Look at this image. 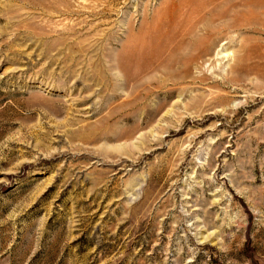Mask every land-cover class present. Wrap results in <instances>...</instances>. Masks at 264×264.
Returning a JSON list of instances; mask_svg holds the SVG:
<instances>
[{
    "label": "rangeland",
    "instance_id": "1",
    "mask_svg": "<svg viewBox=\"0 0 264 264\" xmlns=\"http://www.w3.org/2000/svg\"><path fill=\"white\" fill-rule=\"evenodd\" d=\"M203 1L0 0V264H264V0Z\"/></svg>",
    "mask_w": 264,
    "mask_h": 264
},
{
    "label": "bare ground",
    "instance_id": "2",
    "mask_svg": "<svg viewBox=\"0 0 264 264\" xmlns=\"http://www.w3.org/2000/svg\"><path fill=\"white\" fill-rule=\"evenodd\" d=\"M188 1V0H187ZM191 2V1H190ZM201 3V2H200ZM189 4V3H188ZM199 4V3H198ZM219 7V5H217V3H215L213 0H207V1H203L199 6H198V11H196L198 14H199V12H205V13H208V14H210V16H212V15H214V13H215V11H217V8ZM189 9V8H188ZM197 8H195V10H196ZM204 13V14H205ZM203 14V15H204ZM207 14V15H208ZM195 16V15H194ZM206 16V15H205ZM227 18V17H226ZM195 19H197V18H195ZM217 19V18H216ZM194 20V19H193ZM213 23H214V21H213ZM230 23V22H229ZM211 24V23H210ZM192 25V24H191ZM213 26V25H212ZM211 26V27H212ZM217 26V25H216ZM222 26V25H221ZM219 27V26H218ZM217 28V27H216ZM204 29V28H203ZM206 32H207V29H206ZM211 32V31H210ZM216 32V31H215ZM209 33V32H208ZM202 34V33H201ZM205 39H207L206 37H202L201 39H198V41L196 42V45L198 44V42H203ZM212 39V38H211ZM223 39V38H222ZM215 40L213 39V44H215ZM195 45V46H196ZM211 46V45H210ZM212 46H214V45H212ZM196 49V48H195ZM188 50V49H187ZM213 50V47H209L207 50H206V54H207V56L209 57V54H210V51H212ZM203 54V53H202ZM233 55H234V53H233V51L232 50H229L227 47H225L224 46V44H222L221 45V48L220 49H218L217 51H216V53H215V56L218 58V56H219V62H220V64L223 62V63H225V64H223L222 65V67L221 66H219L220 67V69L222 68V72H225L226 71V66L228 65V62L233 58ZM203 56H205V53H204V55ZM214 56V55H213ZM211 58V57H210ZM199 59V58H198ZM198 59H195V60H198ZM191 60V59H190ZM217 62V61H216ZM195 63V62H194ZM227 63V64H226ZM202 66H204V65H202ZM180 68V67H179ZM191 74V73H190ZM185 75H187V74H185ZM194 76V75H193ZM167 80V79H166ZM192 92V91H191ZM191 98V97H190ZM179 102V101H178ZM169 110V109H168ZM167 115H168V113H167ZM161 119V118H160ZM160 126V125H159ZM158 126V127H159ZM163 127V126H162ZM154 132V131H153ZM156 132V131H155Z\"/></svg>",
    "mask_w": 264,
    "mask_h": 264
}]
</instances>
